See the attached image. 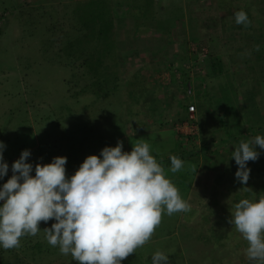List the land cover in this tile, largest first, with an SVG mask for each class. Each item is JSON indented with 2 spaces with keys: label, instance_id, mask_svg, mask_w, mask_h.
Instances as JSON below:
<instances>
[{
  "label": "rangeland",
  "instance_id": "1",
  "mask_svg": "<svg viewBox=\"0 0 264 264\" xmlns=\"http://www.w3.org/2000/svg\"><path fill=\"white\" fill-rule=\"evenodd\" d=\"M15 1L9 6L0 0V141L6 145L3 157L9 165L7 175L0 179V185L11 177V166L20 158L24 150L31 152L26 161L33 164L31 175H35V164L51 163L54 157L64 156L67 158L66 175L70 178L87 156H99L104 147H115L118 141L123 142V151L130 152L137 139L142 138L149 143L150 152L157 161L169 159L173 154L175 156L188 154L184 156L186 159L178 156L184 162L180 171L176 173L170 171L171 167L168 168V165L171 161L164 169L166 177L178 188L182 199L190 204L191 209L188 212H178L171 216L167 215L166 211L162 213L161 223L150 241L135 251L139 261L143 264H152L151 257L159 250L168 256V262L171 264H175L173 260L176 264H182L180 256L183 250L185 257L190 256L199 264H212L214 259L216 260L214 264L249 262L245 252L248 246L247 241L236 231L235 226L229 223V220L231 210L236 204V201L234 204L231 199L239 200L241 193L245 196L251 195L244 187L250 188L251 191L252 185H243L236 179L235 173L238 165L235 161L234 164L231 163L232 152L235 149L233 143L230 144L226 137L228 134L235 136L240 128L235 121V116L242 118L244 122L251 108L247 103L244 108L239 104L241 103L239 99H242L241 95L245 92L243 89L241 92L237 91L239 98L236 105L235 91L232 88L234 85L232 81L230 82L229 73L235 69L240 72L247 71L245 76L248 77L249 84L251 78L258 77L260 72L259 67H256V53L250 49L236 48L240 43L238 42L239 32L225 30L220 34L218 32L219 22L209 21L215 17L209 14L207 6L215 5L219 10H226L228 0H214L212 3L210 0H208L210 3L206 0L202 1L201 4L206 6L201 13L204 17L199 18V21H204L203 24L200 22L202 27L199 26L200 29H196L193 34L196 37H192V34L188 39H184L183 36L173 37L175 38L173 41L177 43L176 46H168L161 51L154 50L155 52L151 51L150 54L146 50L134 52L116 49L115 56H111V62L116 61L117 65L114 67L111 63V68L116 72L119 88L106 97L99 98L92 91L73 95L75 91H78V85L84 80L77 77L78 81L74 82L75 80L69 75V65L63 64V61L61 64H57V61L52 64L47 58H39L34 50L38 40L34 39L35 35L29 36L23 31V27L28 26L23 22L30 11H25L26 9L33 8L30 12L36 11V13H45V15L55 13L60 24H65L66 18L62 16L64 6L72 0ZM233 1L230 0V2ZM245 1L251 5L252 11L260 10L261 7L256 0L236 2L243 5ZM191 4L190 0L189 2L175 0L171 8L164 10L161 19L171 20L179 12L183 13L184 6ZM19 6H22V9L18 8ZM230 6H232L231 3ZM10 12H13L11 16H9ZM220 14L222 16L223 13ZM45 15L40 18V21L47 18ZM216 17L220 18L219 15ZM258 20L261 24V20ZM196 21L198 22L197 19ZM55 34L59 37L56 40L54 38L53 50L58 51V47L64 43V40L63 37L60 38L59 29H55ZM121 40L124 45L137 43V40L146 41L147 38L138 35L126 40L123 35ZM260 41L259 49L264 51V36ZM191 43L193 45L202 44L208 50L205 62L197 66L198 77L194 73L191 74L192 77H189L192 80L194 92L199 88L202 89L201 101L203 100L202 104L205 108L201 118V125L205 131L202 132V141L199 140V135L196 136L197 134L191 138H182L171 129L172 125L169 122L173 123L177 117L175 114L179 112L176 108L181 111V114L185 113L184 108L177 103L182 88L175 95L176 98L172 97L171 101H167L168 99L165 101L162 98L164 96L162 92L158 93H162L160 97L163 101L155 99L158 89L172 88L170 83L176 81L173 68L167 67L166 69V65L162 66V63L173 61L180 55L182 48L183 61L189 63L192 57L189 55L188 47ZM244 45L242 41L239 48ZM211 56L215 61L220 60L223 64L222 76H218L211 70L209 62ZM148 58L153 61H149ZM250 68H254L253 71ZM167 72L172 77L170 83ZM156 74L164 75L163 78L162 76L158 78ZM200 74L203 75L201 84ZM183 77L182 83H185L189 78ZM69 80L72 85L69 84ZM176 82L179 84L178 81ZM202 84L204 88L200 86ZM263 94L264 91L261 90L259 95ZM262 103V115L264 116V102ZM237 109L240 111L238 115L235 114ZM169 111L174 114L166 116L170 114ZM205 138L212 140L206 144V148L212 153L207 149V151L202 149ZM191 151H196L198 154L189 155ZM211 154L212 159H205ZM198 162L202 163V166L210 164L214 166L215 173H227V176L224 174L217 183L216 179L210 177L208 180L203 174H195V179L191 184L195 164L197 165ZM253 165V161L247 163L249 169ZM253 173L250 171L248 180L250 182L253 181ZM234 183H240V185L236 186ZM2 203L0 201V204ZM55 222L54 219L47 223L41 222L40 232L28 238L30 240L39 238L48 244L43 230L50 228ZM29 239L22 237L21 246L12 251H20L21 247H24L22 242L27 243ZM26 255L25 264H78L70 254L65 256L55 252L49 256H47L48 253L38 256V254L32 255L27 250ZM31 256H35L36 260H33Z\"/></svg>",
  "mask_w": 264,
  "mask_h": 264
},
{
  "label": "clouds",
  "instance_id": "2",
  "mask_svg": "<svg viewBox=\"0 0 264 264\" xmlns=\"http://www.w3.org/2000/svg\"><path fill=\"white\" fill-rule=\"evenodd\" d=\"M235 21L245 27L251 23L243 10L235 13ZM191 61L188 67L182 65L184 71L174 69L181 75L182 89L183 76L198 73L197 66L202 65L198 63L194 69ZM257 145L264 149V136L241 139L232 152L238 165L235 177L243 185L250 178L247 163L259 158ZM5 148L0 141V179L9 170L3 157ZM30 155V150L22 151L11 166V177L0 187V246L5 250L19 248L22 237L36 236L41 222L54 219L43 231L48 244L58 246L62 255L70 254L78 264H121L150 241L162 213L171 216L191 209L142 138L130 152L123 151V142L118 141L115 147H104L99 156H87L70 178L64 156L35 164V175H31L33 164L26 162ZM170 160L172 173L183 168L180 158L171 156ZM229 223L247 241L250 264H264V195L257 200L241 199L232 208ZM151 259L152 264H168V256L159 250Z\"/></svg>",
  "mask_w": 264,
  "mask_h": 264
},
{
  "label": "trees",
  "instance_id": "3",
  "mask_svg": "<svg viewBox=\"0 0 264 264\" xmlns=\"http://www.w3.org/2000/svg\"><path fill=\"white\" fill-rule=\"evenodd\" d=\"M1 1L9 4V6L16 2L15 0ZM236 1L238 0H234L233 2L228 0V9L230 10L222 9L221 11L225 12L222 14V16L220 15V18L215 17V19L209 20L212 23L217 21L219 22L220 30L218 32L220 34L224 33L222 31L225 30H234L239 32L240 40L238 42L240 43L237 44L236 48L240 50L246 48L248 50H252L253 53L255 52V58H257L256 67H259L260 72L258 77L251 78L249 84L247 81L248 77L245 76L247 71L240 72L238 69H235L229 73L231 77L230 82L232 81L234 85L232 88L236 92H234L235 100L238 103L239 97H237V91L241 92V89H243V91L246 93L244 92L243 94L242 92L243 95H241L242 99H239V101H241L239 104H241L244 108L246 107L244 106L246 105L245 103H247V105H249L251 108V111L249 112L250 114L247 116V119H245L244 122H242V118L240 119L238 116H235V121L240 128L237 130L235 136L228 134L226 137L229 142L233 143L234 149L241 139L249 140L250 138L252 139V137L254 138L257 135L264 136V116L262 115V102H264V94L262 96L259 95L261 90L264 91V51L262 49H259L258 51L256 50V46L261 42V37L264 36V0H256L261 7L258 11H252L251 5L247 1H245L243 5L237 4ZM153 3V0H72L69 1L66 6H64L65 10L62 16L66 18L67 22L65 24H60L59 20H57V17L55 16V13L47 15H45V13L40 14L36 13V11L30 12L33 10V8H30L25 10L30 11H28V15L23 20V22L28 25L23 27V31H25L29 36L35 35L34 39L38 40L34 50L35 54H38L39 58H47L49 60L48 62H52V64L56 61L57 64H61L63 61V64L69 65V75L75 80L74 82L78 81L77 77H80L84 80V82L79 85L78 83H74L79 86V89L78 91H75L73 95H78L81 93L84 94L86 92L92 91L97 98L106 97L109 93L114 92L119 88L118 77L115 70L111 68V63L112 66L115 67L117 62H111V56H115L114 51L116 49L127 50L126 45H122L121 40V37L124 35L123 33L127 34L129 32V29H126L128 26H125L124 23L128 18L135 21L137 20L136 25L139 26V20H150L149 17L151 14L153 15ZM230 3L232 6H230ZM125 6L127 9H124ZM18 8L22 9V6H19ZM157 8L159 16L155 19L156 24L154 26L158 32H163L162 29H165V26L172 24L174 21L178 23L181 19V14L179 13V15L176 14V16H174V18L171 20L161 19L163 12L160 4L158 5V3ZM240 10L245 11L247 13L248 19L251 21L248 27H245L243 24H237L235 21V13ZM10 13L11 14H9V16L13 14V12ZM257 13L259 15H257ZM44 15L47 16V18H43L44 21H40V18ZM258 19L261 20V24ZM55 29H59L60 38L63 37L64 40V43L58 47V51L53 50L55 40L59 37L56 36ZM138 30L139 28L136 27L135 32ZM166 34L169 35L168 32H166ZM134 36H136V34H134ZM124 38L126 39L125 35ZM242 41L245 43V45L244 47L239 48V46L242 45ZM198 46L200 47L203 45L198 44ZM209 62L211 70L218 74V76H222L221 73L223 72L224 67L221 61L217 59L215 61L214 57L211 56ZM179 69L181 71L185 70L182 64L179 66ZM250 69L253 71L254 68ZM86 78H88V80H86ZM241 78H244L245 80H242ZM68 82L70 85H72L70 80ZM182 91L185 99L178 100V104L184 108V115H186L188 104L194 102L191 96L187 97L185 95L184 89H182ZM245 100H247V102ZM182 119L183 118H180L179 121ZM178 136L180 137V135ZM193 136L188 137L191 138ZM206 149V143H204L203 150ZM209 151L212 153L211 150ZM217 151L218 150H216V152ZM256 151L259 152L260 155L258 160L254 161V165L250 169L254 172L253 181L251 180L252 182H247L248 185H252V192L248 190L251 195L245 196L241 193L239 200L231 199L232 203L234 204L235 201L238 203L241 199L248 198L257 200L260 195H264V149H261L257 145ZM224 152H226V150ZM197 154L198 152L196 151H191L189 153V155L192 156H196ZM172 156H175V154ZM178 156L183 158V154L176 155V157ZM205 159L211 158L207 157ZM169 161H171L170 158L166 160L161 159L158 161V163L165 167L169 164ZM234 161L235 160L233 158L231 163L234 164ZM211 168H214V166L208 164L207 169ZM236 169H238V166ZM224 174L227 173H223V176ZM4 183L6 182H3L0 186H3ZM234 184L236 186L240 185V183ZM25 237L29 239V236ZM22 243L24 247H21V252L12 251V249L5 250L2 246H0V264H25L24 260L27 256V250H29L32 255L38 254V256H44V253H48L47 256L55 254V252L57 254L60 253L58 246L50 248L49 244L42 242L39 238L31 240L29 239L27 243L26 241H23ZM182 251L183 250H181L180 256L182 264H199L196 262V259L190 256L185 257ZM31 257L33 260H36L35 256ZM122 262L124 264H143V262L139 261L137 253L129 255L128 258L121 261V263ZM174 262L176 264V261L173 260V263ZM215 262L216 260L214 259L212 264ZM168 264H171V262H168ZM243 264H250V261Z\"/></svg>",
  "mask_w": 264,
  "mask_h": 264
},
{
  "label": "crops",
  "instance_id": "4",
  "mask_svg": "<svg viewBox=\"0 0 264 264\" xmlns=\"http://www.w3.org/2000/svg\"><path fill=\"white\" fill-rule=\"evenodd\" d=\"M174 1L175 0H153V2L155 3V4L153 3V5H152V9H153L152 13H153V15L151 14V16L149 17L150 20H146V21L139 20L138 21V23L140 24L139 26L136 25L137 24V20L135 21V20H131V19L127 18V20L124 23V25L128 26V27H126V29H129L128 30L129 32L127 34L123 33L124 35L126 34L125 35L126 39H129V38L133 39L134 37H136L138 35L141 36V37H146L147 38L146 41L137 40V43H126V44H124V45H126V49L127 50L134 51V52H138V51L142 52V51L146 50V51H149L148 54H150L151 51H152V53H154L155 51H161V50L166 49L168 46L172 47V46H176L177 45V43H175L173 41V39H175L173 37L177 38V37L180 36V38H181V36H183L184 39H188V37L189 38L191 37L190 35L192 33L194 34L196 32V29H200V27H202V25L200 26V22L201 21H199V18H203L204 17L203 15H201V13H202V11L205 10L206 6H205V4H201V2L205 1V0H190L192 2V4L188 5V6H184L183 13L179 12V14H181V16H180L181 19L179 20L178 24L176 25L177 22L174 21L172 24L165 26L164 27L165 29H162L163 32H158V30L154 26L156 24L155 23V19L158 18V16H159L158 15L159 12H158V8H157V3H158V5L160 4L162 12H164L165 9L171 8L173 6ZM176 1L177 2L178 1L189 2V0H176ZM206 1H208V0H206ZM210 1L212 3V1H214V0H210ZM210 1H208V2L210 3ZM124 9H127L126 6L124 7ZM207 10H208V12H210L209 14H211L212 17H216L218 15L220 16L221 15L220 13H224L225 12V11L219 10V8H217V6H215V5H208L207 6ZM188 12H189V14H188ZM196 19L198 20V22L196 21ZM128 20H131V21H128ZM201 23L203 24L204 21L201 22ZM136 27L139 28V30L137 32H135V28ZM166 32H168L169 35H167ZM134 34H136V36H134ZM193 34H192V37H193ZM194 37H196V36H194ZM182 49H181V52H182ZM181 52H180V55L177 56L173 61H171V60L164 61L162 63V66L166 65L165 66L166 69H167V67L173 68V71H175L174 70L175 68H179V66H181V64L184 67H186V66L188 67V63L186 61H183ZM148 60L149 61H153V60H151V58H148ZM157 70L158 69H156V71ZM167 73L169 75V80H170L169 83H170L172 81V77H171V74L169 72H167ZM156 75H157L158 78H160L161 76L163 78L164 74L161 75V76H159L158 74H156ZM195 75H196V77H198L199 73L195 72ZM202 76L203 75L200 74V78H201L199 80L200 84L203 83V77ZM170 85L172 86V88L167 89V88L164 87L166 90L165 89L164 90L155 89V90H157L156 91L157 93L155 94V97H156L155 99L158 100V101H163V99L165 101L167 99H168L167 101H171L172 97L174 98V96L178 94L181 86H183L180 83L178 84L176 81L170 83ZM200 86L202 88H204V84H202ZM201 91H202V89H200V88L195 90L194 95L191 97L193 102L196 105V112H195L196 115H197V117H196L197 119L195 118V121H196V133H198L197 136L200 134L199 135V140L202 138V130H203V132H205L204 131V127L201 125L202 113L205 112V108H204V106L202 104L203 100L201 101V98H203ZM158 92H162L164 94V96L162 97L163 99H161V97H160V95L162 93H158ZM180 92H181V94L179 95V98L177 99V101L185 99L183 91L181 90ZM175 98H176V96H175ZM167 103L169 104V102H167ZM237 104L238 103L236 101V105ZM165 106H167V105L165 104ZM240 106L242 107V105H240ZM176 110H178L179 112H177V115L175 114V116H177V117H176V119L174 121L179 120L180 118L184 119L185 115L181 114L180 113L181 111L179 109L176 108ZM169 112H170V114H166V116H171L172 114H174V113H171L172 111H169ZM239 113H240V111H238V109H237L236 115H238ZM169 118L171 120H173V118H171V117H169ZM162 121L166 123V121H164V120H162ZM169 123H171V122H169ZM165 127H168V126H165ZM183 137L184 136H182V138ZM222 138H224V137H222ZM201 141H202V139H201ZM210 142H212V140L211 139H206V138L203 141V143H206V144H208ZM230 144H231V142H230ZM186 155H188V154H186ZM186 155H184V156H186ZM184 156H183V158H184ZM207 157L212 159V154L211 155H207L205 158H207ZM213 158H214V156H213ZM184 159H186V157ZM198 160H199V158H198ZM170 167H171V164L168 165V168H170ZM214 169L215 168L207 169V165L204 164L202 166V163L198 162L197 165L195 164V172L193 173V179L191 181V184L193 183V181L195 179V174H198V175H202L203 174L208 180L211 177V179L212 178L216 179V181L218 183L220 181V179L222 178L223 173H215L216 171ZM225 176H227V174Z\"/></svg>",
  "mask_w": 264,
  "mask_h": 264
},
{
  "label": "built area",
  "instance_id": "5",
  "mask_svg": "<svg viewBox=\"0 0 264 264\" xmlns=\"http://www.w3.org/2000/svg\"><path fill=\"white\" fill-rule=\"evenodd\" d=\"M189 53L192 57L193 68H196V64L203 62V60L207 57V49L205 47H198L197 45H193L192 43L189 45ZM190 64V65H191ZM175 78L178 82H181V75L179 72H175ZM191 76H188V78ZM184 93L187 97H192L193 92V83L191 78H189L184 83ZM195 112H196V105L194 103H189L186 109V115L184 119L181 121L177 120L172 123V128L178 134L184 136H193L196 133V125L195 121Z\"/></svg>",
  "mask_w": 264,
  "mask_h": 264
}]
</instances>
